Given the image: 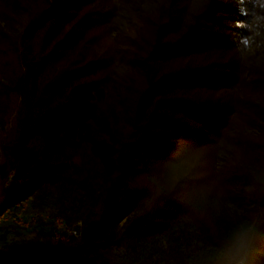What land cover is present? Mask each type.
Returning a JSON list of instances; mask_svg holds the SVG:
<instances>
[{
    "label": "trees",
    "instance_id": "obj_1",
    "mask_svg": "<svg viewBox=\"0 0 264 264\" xmlns=\"http://www.w3.org/2000/svg\"><path fill=\"white\" fill-rule=\"evenodd\" d=\"M98 1L0 0V51L18 65L0 73V112L5 89L23 99L0 139V212L31 196L81 234L1 225L0 264H264V74L249 94L238 54L224 60L247 4L209 0L188 20L176 3ZM38 75L59 98L44 107Z\"/></svg>",
    "mask_w": 264,
    "mask_h": 264
},
{
    "label": "rangeland",
    "instance_id": "obj_2",
    "mask_svg": "<svg viewBox=\"0 0 264 264\" xmlns=\"http://www.w3.org/2000/svg\"><path fill=\"white\" fill-rule=\"evenodd\" d=\"M98 2H96L95 7L97 6ZM235 2H245L247 4L246 7L249 15H247L248 18L247 21H245L246 23H244V21L240 23L239 21H235L234 23H225L229 27H226L224 34H226L228 37H231L233 40H237V42L240 40L239 42H241L242 49L241 52L236 49L234 52L226 54L224 60H231L232 54L235 57L238 54L240 63L239 80L242 84L241 88H243L245 92L253 95L259 92V89L257 88L258 82L261 81L258 79L260 72L264 74V0H235ZM173 3L177 4L174 7L182 6V12L187 18H189L188 20H191V17L194 13L200 12L207 3L209 4V0L208 2L207 0H110L108 3L100 1L98 4V10L100 11L104 10V8L115 7L118 8L120 12H127L126 8H128L130 5H133L136 8L146 10L147 14L149 15V11L154 12L156 10L157 12V9L161 6L166 5L167 7ZM111 32L115 34V27H113ZM111 32L109 35H105V32H101L97 36L96 40H93L94 45H102L103 43L110 41V38L113 36L111 35ZM240 32H245V37L240 38ZM238 48H240V46ZM45 53L47 54L48 52L46 51ZM71 53L72 48L63 52V49L60 47V49L57 51V55L59 54V56L58 62L56 64L60 63L59 65H61L64 59L67 58L68 54ZM5 63L9 65L11 70L18 69L17 59L12 54H4L2 51H0V73L2 72ZM56 64H48L49 70L51 71ZM44 73H48V70H44L41 75ZM43 77H39L38 75L35 77V79H33L34 92L40 96L42 107L59 99L55 92L46 90L47 81ZM3 92L4 98L0 113L5 114L6 117L3 123V128L0 129L1 140L3 137H8L14 133L16 122H18L17 117L19 116L23 100L21 94L15 89L9 88L5 89ZM27 139H29L31 143H35L36 146L41 148L44 146V143L40 141V138L35 133H32L31 128L28 129ZM1 160L2 155L0 153V162ZM29 199L30 201L32 200L31 196H29ZM22 235H29V232H22Z\"/></svg>",
    "mask_w": 264,
    "mask_h": 264
},
{
    "label": "built area",
    "instance_id": "obj_3",
    "mask_svg": "<svg viewBox=\"0 0 264 264\" xmlns=\"http://www.w3.org/2000/svg\"><path fill=\"white\" fill-rule=\"evenodd\" d=\"M12 175L13 173L9 174V180L12 178ZM7 183L5 184L7 185ZM39 222L50 223L52 225L51 238L54 241H68L71 238H80L81 236L77 226L67 225L60 216L50 211L32 209L29 197L20 198L0 212V226L11 225L20 229H28L33 224Z\"/></svg>",
    "mask_w": 264,
    "mask_h": 264
}]
</instances>
